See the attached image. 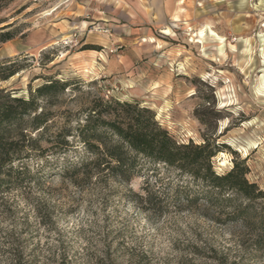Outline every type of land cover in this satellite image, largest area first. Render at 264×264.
Listing matches in <instances>:
<instances>
[{
	"label": "rangeland",
	"instance_id": "1",
	"mask_svg": "<svg viewBox=\"0 0 264 264\" xmlns=\"http://www.w3.org/2000/svg\"><path fill=\"white\" fill-rule=\"evenodd\" d=\"M8 24L0 60L24 69L2 87L27 96L55 77L136 101L180 143L214 133L236 151L218 153L215 171L244 159L264 190V0H0ZM55 157L0 193V264H264L263 224L168 204L175 185L194 187L188 176L149 166L127 184L77 186Z\"/></svg>",
	"mask_w": 264,
	"mask_h": 264
},
{
	"label": "trees",
	"instance_id": "2",
	"mask_svg": "<svg viewBox=\"0 0 264 264\" xmlns=\"http://www.w3.org/2000/svg\"><path fill=\"white\" fill-rule=\"evenodd\" d=\"M9 26L0 27V43L13 37L6 30ZM23 69L17 58L0 60V83ZM195 115L209 125L197 111ZM213 134L203 133L201 143H180L150 108L136 101L105 98L99 89L81 81L46 77L30 87L27 96L0 84V193L39 180L55 165L50 163L54 156L64 163L63 175L77 186L92 181L127 184L149 166L154 168L151 174L162 166L194 183V187L175 185L173 195L164 196L169 197L168 204L185 209L213 207L217 216L212 218L217 222L264 225V190L246 178L249 169L244 159L235 156L229 170L215 171L213 158L218 153L228 150L236 155V151L216 143ZM32 162H36L34 169ZM152 197L148 192L146 201L151 203ZM238 198L247 203L235 205ZM254 202L260 207L259 215H254ZM202 214L208 216L205 211Z\"/></svg>",
	"mask_w": 264,
	"mask_h": 264
},
{
	"label": "bare ground",
	"instance_id": "3",
	"mask_svg": "<svg viewBox=\"0 0 264 264\" xmlns=\"http://www.w3.org/2000/svg\"><path fill=\"white\" fill-rule=\"evenodd\" d=\"M176 20V18H174ZM178 20V19H177ZM222 39V38H221ZM260 88V87H259Z\"/></svg>",
	"mask_w": 264,
	"mask_h": 264
}]
</instances>
